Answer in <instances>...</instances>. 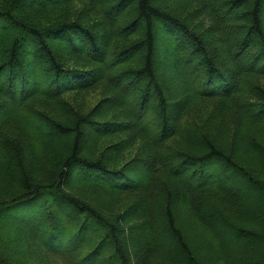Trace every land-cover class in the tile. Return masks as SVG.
Instances as JSON below:
<instances>
[{
    "label": "trees",
    "instance_id": "16d2710c",
    "mask_svg": "<svg viewBox=\"0 0 264 264\" xmlns=\"http://www.w3.org/2000/svg\"><path fill=\"white\" fill-rule=\"evenodd\" d=\"M0 1V21L10 22L13 28L0 37V106L8 102L0 121L18 125L16 111L25 104L39 121L38 127L42 124L63 137L54 143L55 134L38 128L31 138L25 132L29 142L23 143L0 132V146L10 158L5 167L9 173L6 169L5 173L17 180L14 196L19 197L0 203V220L14 217L5 212L11 205L29 206L35 211L24 209L26 217L15 218L26 228L35 222L33 232L42 230L39 240L28 236V252L18 230L10 236L16 246L9 264H234L217 225L249 239L253 252L248 258L239 257V264H264V137L260 135L264 133V87H242L248 76L264 81L260 18L264 0H226L228 7L221 18L210 2H203L212 17L208 26L219 31L213 34L212 45L225 37L230 22L238 21L231 23L239 29L233 36L236 50L231 53L228 45L220 56L208 47L201 31L190 29L155 0H116L111 6L116 14L130 9L135 16L124 27L127 30H121L117 51L107 50L88 27L80 7L76 16L44 26L20 13L26 0ZM155 18L166 28L172 26L164 31L174 41L172 53L180 58L183 78H189V69L197 71V65L205 73L202 83L191 84L181 95L180 100L188 98L185 104L191 102L178 122L153 65ZM123 35L133 37L123 44ZM56 36L70 46L63 56L47 42ZM253 39L261 48L253 55H261L263 63L254 60L245 68L241 56ZM191 56L199 57L196 63ZM76 94H84L83 103L73 98ZM58 99L66 101L63 111ZM102 99L110 102L111 110L96 119L88 105ZM248 99L254 101L240 103ZM204 101L225 111V126L228 123L233 136H246L252 158L218 142L217 132L207 128ZM150 107L157 116L154 132L139 125ZM188 115L190 122L185 121ZM132 122L138 123L133 126ZM123 135L128 144L121 156L103 157L104 143ZM23 148L35 158L42 156L40 168L45 176L41 181L26 175ZM74 166L83 170L70 183ZM33 170L38 172L36 167ZM134 170L143 173L132 176ZM232 180L250 190L257 188V207L243 200L248 194L233 191L227 184ZM99 196L101 202H95ZM53 197L59 202L60 216L53 209L47 211L49 221L42 222L38 208ZM113 201L115 206L110 208ZM242 249L235 251L241 254ZM19 252L25 253L21 260Z\"/></svg>",
    "mask_w": 264,
    "mask_h": 264
},
{
    "label": "rangeland",
    "instance_id": "374dc122",
    "mask_svg": "<svg viewBox=\"0 0 264 264\" xmlns=\"http://www.w3.org/2000/svg\"><path fill=\"white\" fill-rule=\"evenodd\" d=\"M116 0H89L86 3H82V0H35V2L31 1H24L21 4L25 5L24 10L20 9L21 14H25L28 17H33L35 20L43 22L44 26L53 25L54 22L58 19L67 18L71 14L76 16V12L79 9L82 11L83 16H86L88 18L89 25L88 27L91 28L98 34L100 37V41L104 43L105 47L109 48L110 51L114 49V51L119 50V42H121V36L122 33L121 30H127L124 29L125 26H127L134 18L131 14L130 9L123 10V13H117L111 9V6L115 3ZM155 4L161 6L162 8H165L167 10H170L172 13L176 14L185 24L189 26L190 29L193 30H199L202 32L204 39L208 45V47L212 50L217 51L218 56L225 55L224 47L227 48L229 45L230 52L233 53V51L236 50L237 44L233 41V36L236 35L239 30L238 28H235L236 25H231V23L238 22L233 21L230 22L227 25V30L225 37H223L222 40H218V43L211 44L213 34L218 33L219 31L214 29V27L208 26L212 22V17L209 16L206 13V10L203 8V2L208 1L211 4L212 9L214 10L215 14L218 18H221L225 14V9L228 7V5L225 4L224 1L226 0H155ZM0 3H3V1H0ZM44 3V4H41ZM108 5V6H107ZM260 18L262 19V26L264 28V6L262 7L260 11ZM229 19H226V22ZM0 37L4 36V34L7 32V30H13L12 25L10 22H2L0 21ZM139 27V25L137 26ZM172 30V26H165L164 23L161 24L160 19L155 18L154 19V51H153V65L155 67V70L157 72L158 78L161 82V85L165 92L167 93L168 98V104H170L172 114L174 118L176 119V122L180 121V118L185 115L189 110H186V105L191 102H185L188 100V98H185L183 100L181 99V95L188 91L187 89L191 84L197 85L198 82L202 83V76L205 77V73L201 72L200 67L195 68L197 71H193L192 69H189L190 76L186 80L183 78L184 73L182 72V67L180 66V58L175 57L172 53V45L174 41L172 40L168 30ZM167 30V32L165 31ZM174 30V29H173ZM176 30V29H175ZM139 31V28H138ZM198 31V32H199ZM97 35V36H98ZM217 35V34H216ZM133 36H124L123 35V44L127 43L132 39ZM78 39V38H76ZM47 42L52 45L53 49L60 55L63 56V54L66 53V50L70 48L69 45H67L66 41L64 39H61L60 36H56L54 38H47ZM256 39H253L251 41V46L248 47V52L244 53L241 58H243V65L245 68H248V66L251 64V66L255 63H253L254 60H258V65H261L262 59L261 55H257L254 57V51L255 50H261L259 46L255 45ZM23 43L27 44V41H23ZM116 44V45H115ZM107 48V50H108ZM24 51V45L23 50ZM111 55H109L110 57ZM107 57V59L109 58ZM138 57V56H136ZM187 60L190 56L186 55ZM193 60V64L196 63L198 56H191ZM236 58V57H235ZM242 66V63H241ZM245 68H242L243 70L249 71ZM187 75V73H185ZM188 77V76H187ZM199 77V79H197ZM249 86H259L264 87V81L258 77H252L248 76L245 80V83L243 84V88L246 89ZM107 86H103L102 90L105 91ZM132 91V90H131ZM65 95L61 98L64 99ZM74 99L78 100L80 103H83L84 101V94H76ZM58 99L56 102L62 107V111L65 109L64 106L66 105V101ZM249 101H254L252 99L243 100L240 103L244 104H250ZM8 102H2V105L0 106V115L7 110ZM202 107L205 108V110L208 112V122H207V128L210 131H216L217 135L216 138L218 142L221 144H224L225 146H228L230 150L232 151L235 149L238 151V153L244 154L248 157H253L250 155V153L247 151L249 148V145L245 140V135L241 133L240 135L233 136L232 131L228 127V123L225 126V111L221 112V109L217 110L218 108L214 107L213 102H207L204 101L201 104ZM88 110L92 111V113H95V118L100 119L104 116V114L108 113V111L111 110L110 102L107 100H99L95 101L94 105L90 106L88 105ZM221 112L215 118L212 117L213 113ZM16 115L18 117V125H14L12 120H4L0 121V132L8 139H14L17 137L18 142H29V140L25 137V132H27V135L31 138L34 131L41 130H49L51 134H55L54 137H56V140L54 143H57V141L62 140V135L57 134L58 132H53L50 129L46 128L44 125L39 124V127L36 125L39 123V121L32 116L31 113H29L26 110V105L22 104L16 111ZM191 115H188L185 117L186 122H190ZM107 119H114V121L118 120L117 118L107 116ZM138 123V122H135ZM135 123L132 122L133 126H135ZM155 124H157V116L154 114V111L152 110V107L149 108L148 112L146 113L145 117L141 122H139V125H142L147 130H151ZM158 125V124H157ZM198 127V126H196ZM199 128V127H198ZM17 129L24 130V133H19ZM219 130V131H218ZM154 132V130L152 129ZM190 132H195L194 129H191ZM14 134V135H13ZM262 137H264V133H260ZM125 136L119 137L114 140H110L109 143H104V150H103V157L108 158L111 156H118V158L121 156V154L124 152L123 150L126 148V145L128 142L125 141ZM96 136H92L90 139V143H94ZM186 139H188L186 137ZM252 139V138H251ZM183 135L180 138V141L183 143ZM190 140V139H189ZM255 140L256 144L259 142V137L253 138ZM191 141V140H190ZM89 142V140L86 142V144ZM130 142V141H129ZM3 147L0 146V203H7L10 200H14L15 198H19L17 196H14L16 194L17 188V180L11 176L10 174L7 175L5 173V167L9 165L10 158L6 154V152H3ZM24 149V148H23ZM247 151V153H246ZM125 154H127V151H125ZM22 160L26 162L25 172L27 176L35 177L37 176L38 180H42L45 176L44 172H42V167L40 168L41 158L42 156L37 154L38 156L33 155V153L28 151L21 152ZM36 167L38 172H35L33 168ZM7 170V169H6ZM83 170V169H82ZM82 170L78 167L74 166V169L72 170V176L70 183L74 182L79 178L80 172ZM8 172V170H7ZM91 171H88L89 173ZM222 174L224 173V170H221ZM9 173V172H8ZM143 173V172H142ZM141 172H138V170H134V172L131 173L132 176H141ZM138 174V175H137ZM238 180H232L228 181L227 184L233 188V191H241V193L248 194L245 197H242L243 200H245L247 203H250V205L257 207L258 203V197L260 192H258L257 188L255 190L249 189L247 185L242 184L241 182H236ZM249 192V193H248ZM103 197L99 196L96 201H100ZM260 198V197H259ZM30 202H27V204ZM48 204V205H47ZM14 205L9 206V208H6L5 212L7 215L14 216L12 218H7L4 220H0V264H9L13 263L14 261V254L15 250L13 246V243L11 242L10 236L12 234H15L16 231L20 235L24 246L25 241H27L28 236L29 237H35L36 240L41 239L42 230L35 232L31 231L30 228L33 227V224L28 223V228L22 226V223L20 222L21 218H25L26 214L25 212H34L30 210L29 206H26L23 209H19L18 207H13ZM110 208H114L115 202L113 201L110 204ZM47 207V210H46ZM24 209H27L24 211ZM54 212L60 216V205L59 202L53 197L50 201L46 200L44 204L40 205L38 210H40L41 214V220L49 221L47 214L50 210H53ZM261 211H258L260 214ZM2 214V213H1ZM260 216V215H259ZM15 217H19L15 218ZM1 218V217H0ZM46 218V220H45ZM22 221H25V219H22ZM41 223V222H40ZM41 228V227H39ZM46 227H43L45 230ZM217 228L219 230V234L222 237V239L225 242L226 245V252L227 255L231 258L232 263L239 264L238 260L239 257L248 258L252 252L253 249L249 244V239L245 237H240L238 235H235L231 233L230 231L226 230L222 225H217ZM73 230L69 231L67 236H70L72 234ZM26 251L27 247L25 246ZM242 249V253L239 254L236 249ZM25 254L24 252H19L18 257L21 260V255ZM41 262V261H39ZM244 263V262H243ZM26 264V263H22ZM28 264V263H27ZM241 264V263H240Z\"/></svg>",
    "mask_w": 264,
    "mask_h": 264
}]
</instances>
